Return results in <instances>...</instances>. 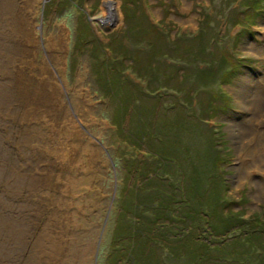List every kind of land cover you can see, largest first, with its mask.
<instances>
[{"label":"rangeland","instance_id":"rangeland-1","mask_svg":"<svg viewBox=\"0 0 264 264\" xmlns=\"http://www.w3.org/2000/svg\"><path fill=\"white\" fill-rule=\"evenodd\" d=\"M60 1L0 0V264H106L112 256L119 197L122 191L127 194L134 183V177H125L122 166V160L130 156V148L111 125L108 100L96 92L92 79V59L87 51L92 45L78 55L74 52L75 31L82 13L100 43L107 44L114 32L123 34L126 18L122 0H101L98 5L84 0L61 15ZM141 9L167 41L180 34L191 38L198 31L199 13L206 12L215 22L220 49L240 61L237 74L226 85L201 87L200 83H191L192 76L185 81L184 90L196 87L195 96L222 93L227 100L221 103L224 110L207 120L195 115L200 113L198 103L192 105V119L201 129L194 132L190 127L186 143L203 153L209 140L213 142L215 151L208 148L206 154L216 152L225 160L216 174L223 180L222 186L228 188L223 195L228 210L246 219L264 220V174L256 171L251 176L239 171L242 137L237 136L234 127L250 123L251 114L245 105H249L257 88L264 89V3L256 22L245 27L226 25L224 17L219 16L221 0H143ZM110 11L115 16L107 21ZM20 13L24 25L15 31V17ZM14 35L34 49L25 54L24 62L31 64V70L24 91L17 86L19 67L9 63L16 44ZM104 51L103 57L110 59L108 50ZM195 63L187 70L195 72L207 66ZM167 64L187 68L175 59L167 60ZM51 74L58 78L51 79ZM126 74L145 85L131 69ZM41 80L57 87L58 93L51 106L36 109L32 99L38 94L26 91ZM155 84L159 86V82ZM158 94L160 109L171 100L184 98V91L168 88ZM137 155L142 162L156 160L143 152ZM55 157V162L50 160ZM165 175L159 167L154 174L159 181L157 187L171 190L174 184L177 198L184 199V191L176 187L178 175L160 184L168 178Z\"/></svg>","mask_w":264,"mask_h":264},{"label":"trees","instance_id":"trees-1","mask_svg":"<svg viewBox=\"0 0 264 264\" xmlns=\"http://www.w3.org/2000/svg\"><path fill=\"white\" fill-rule=\"evenodd\" d=\"M83 1H60V15ZM93 1L98 5L101 0ZM142 1L122 0L126 18L123 36L114 32L107 44L100 43L82 13L74 37L75 55L92 45L87 51L96 92L108 100L110 123L130 148V156L122 160V166L125 177H134V183L127 194L122 191L119 197L112 256L106 264H264V220L246 219L228 210L229 204L223 199L228 188L222 186L223 180L216 174L225 160L216 152L206 154L208 148L215 151L213 142L209 140L203 153L186 143L191 128L194 132L201 129L192 117H214L224 110L221 103L226 96L211 92L195 96L196 87L184 90L185 81L192 76L191 83H200L201 87L226 85L240 65L218 46L215 22L206 12L199 13L198 31L191 38L180 34L167 41L141 9ZM237 2L221 0L219 16L224 17L227 26L254 24L264 0H243L233 7ZM105 49L110 59L103 57ZM173 59L187 68L169 67L167 60ZM196 61L207 66L195 72L187 70ZM128 69L145 85L129 78ZM162 88L184 91L183 100H171L160 109L158 93ZM196 102L200 113L194 115L191 107ZM138 152L153 156L155 162H142ZM161 166L168 178L164 176L160 184L178 175L176 187L184 191V199L177 198L174 184L171 190L157 187L159 181L154 174Z\"/></svg>","mask_w":264,"mask_h":264},{"label":"bare ground","instance_id":"bare-ground-1","mask_svg":"<svg viewBox=\"0 0 264 264\" xmlns=\"http://www.w3.org/2000/svg\"><path fill=\"white\" fill-rule=\"evenodd\" d=\"M24 6L27 7V3H25ZM106 16H107L106 18L107 21H111L115 15L113 11H110L109 13L106 14ZM15 19H16L15 31H17L16 29L17 27L22 28V26L24 25L23 14L20 13V17L19 14H17ZM21 33L23 34V31ZM14 37L16 43L14 47V54L13 57L10 59V61L9 60L8 61L10 65L19 67L17 69L18 73L17 75H15L17 78V86L19 87L20 91H24L25 87L28 86L26 75L29 74V71L31 70L30 68L31 64L24 62L25 54L27 52L30 53V51L34 49L31 46L27 45V43L24 40L18 38V35H14ZM14 56L18 57L17 60H15ZM16 62L20 63V65L19 64L16 65L17 64ZM53 78L56 79L58 78V76L51 74V79ZM41 81L36 82L37 83L36 86H33L32 89H28L26 91V92H31L32 90H34L36 91L35 93L38 94V96L35 99H32L33 105L35 106L36 109L37 108L44 109L47 107V105L48 107L51 106L52 102L55 103V97L58 93V90L56 89L57 87L52 88L53 85L50 82L46 80H43L42 82ZM250 100L248 103L249 105L248 106L245 105L247 112L251 114L249 120L250 123L234 124V127L237 128L236 130L238 131V133L236 132L237 136L240 138L242 137V146H241L242 151L241 153L238 154L239 155L238 161L240 162L239 163L240 167H238V169L239 171L240 170L244 171L247 175L253 176L254 172L256 171H261L264 174V89L257 88L255 94ZM41 113H43L42 110ZM56 158L57 157L50 160L54 161ZM36 182L40 183V179H36Z\"/></svg>","mask_w":264,"mask_h":264}]
</instances>
